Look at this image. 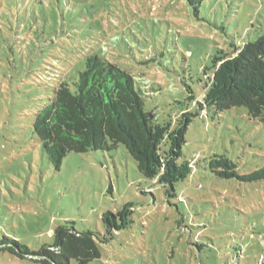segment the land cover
Instances as JSON below:
<instances>
[{
	"label": "rangeland",
	"instance_id": "obj_1",
	"mask_svg": "<svg viewBox=\"0 0 264 264\" xmlns=\"http://www.w3.org/2000/svg\"><path fill=\"white\" fill-rule=\"evenodd\" d=\"M43 1L48 8L33 0L29 9L56 36L46 53L55 61L44 68L75 74L97 54L133 76L158 123L176 127L196 114L182 160L225 156L241 174L264 166V122L245 106L198 105L214 56L264 35V0H205L198 12L187 0ZM19 56L0 49V244L38 250L67 223L104 235V213L132 203L131 227L100 243L101 259L89 264H264V180L221 178L199 163L169 197L123 144L70 152L57 167L33 130L57 79L37 76L39 66ZM0 264L42 263L0 245Z\"/></svg>",
	"mask_w": 264,
	"mask_h": 264
},
{
	"label": "trees",
	"instance_id": "obj_2",
	"mask_svg": "<svg viewBox=\"0 0 264 264\" xmlns=\"http://www.w3.org/2000/svg\"><path fill=\"white\" fill-rule=\"evenodd\" d=\"M187 1L198 12L205 0ZM30 2L33 0H0V49L20 55L25 66H39L33 70L39 71L37 76L57 79L50 94L41 98L33 123L34 133L54 165L59 167L70 152L113 151L123 144L137 161L139 171L165 187L169 197L177 196L175 184L186 180L199 163L221 178L264 180V166L241 174L225 156L215 155L203 162L182 160L187 128L196 114L184 113L185 119L176 127L172 122L158 123L155 113L146 110L133 76L101 56H87L75 74L68 66L63 69L61 62V72L44 68L43 64L52 66L49 62L55 61L46 53L49 40L56 36L42 28V19L29 9ZM37 2L49 7L43 0ZM209 72L207 91L198 102L201 111L213 108L219 113L245 106L251 116L264 122V35L230 52L220 50ZM133 212L132 203L117 212H105L104 235L79 231L67 223L54 231L52 244H43L38 250L15 239H4L1 249L42 264H89L101 259L100 243H108L117 232L131 227Z\"/></svg>",
	"mask_w": 264,
	"mask_h": 264
}]
</instances>
